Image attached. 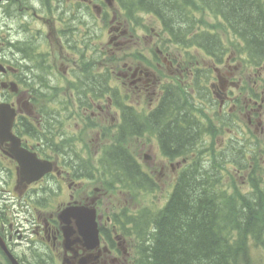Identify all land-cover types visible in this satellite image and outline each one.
<instances>
[{
    "label": "flooded vegetation",
    "instance_id": "1",
    "mask_svg": "<svg viewBox=\"0 0 264 264\" xmlns=\"http://www.w3.org/2000/svg\"><path fill=\"white\" fill-rule=\"evenodd\" d=\"M116 9V3L110 6L106 0L0 3V103L17 111L13 140L0 137V264H137L138 239L118 198L139 191L127 188L122 165L110 167L116 149L124 150L137 166L129 176L136 180L140 172L146 173L157 187L146 193L155 194L159 183L128 145L151 136L162 161L180 167L173 193L187 159L166 156L151 128L143 133L127 126L138 121L136 117L143 123V118L169 106L172 97L180 98L186 82L200 87L192 88L194 100L188 105L193 110L182 113L211 111L224 113L228 120L235 113H247L250 126H262L264 67L252 81L247 72L242 74V66L229 61L222 64L212 57V66L203 60L189 69L181 57L173 58L161 48L155 50L154 68L127 61L118 66L121 86L128 84L139 96H153L147 114L127 104L123 88H113L107 54L131 47L135 35L133 24ZM6 21L11 25L4 26ZM101 52L103 65L97 62ZM163 64L169 79L159 75ZM113 107L117 113H109ZM124 107L136 113H124ZM15 143L32 162V173L47 163L51 171L32 182L30 175L22 177Z\"/></svg>",
    "mask_w": 264,
    "mask_h": 264
},
{
    "label": "trees",
    "instance_id": "2",
    "mask_svg": "<svg viewBox=\"0 0 264 264\" xmlns=\"http://www.w3.org/2000/svg\"><path fill=\"white\" fill-rule=\"evenodd\" d=\"M116 1L134 21L140 15L155 16L169 44L196 47L219 59L226 52L224 42L209 31L217 27L208 28L197 18L198 12L207 11L242 43L238 53L247 55L256 66L264 62V0ZM172 98L169 106L143 118V123L139 124L136 117L138 121L133 119L127 126L129 131L143 133L151 128L158 133L166 156L189 157L190 163L162 208L144 209L139 216L128 217L139 241L137 264H253V248L264 249V164L255 150L243 148L213 154L211 160L202 158V153L209 152L197 148L205 134L203 126L197 113H182L193 110L188 105L191 97L180 94V98ZM123 111L136 113L128 107ZM116 152L115 165L110 168H125L127 188L154 192L157 187L146 173L140 172L136 180L129 176L128 172H137L132 157L121 149ZM110 153L113 155L112 150ZM251 161V192L244 193L237 186L232 190L225 171L231 165L248 171Z\"/></svg>",
    "mask_w": 264,
    "mask_h": 264
},
{
    "label": "rangeland",
    "instance_id": "3",
    "mask_svg": "<svg viewBox=\"0 0 264 264\" xmlns=\"http://www.w3.org/2000/svg\"><path fill=\"white\" fill-rule=\"evenodd\" d=\"M197 18L199 21L207 23L208 28H212L213 26L217 27L215 30L209 29V31L218 34L228 49V54L224 61H229L233 66H242V74L247 72V77L252 81L256 79V74L258 72L255 68L243 61L241 55L237 54V52L242 51V44L238 39H235L233 34L220 26L222 25L221 21L207 11L198 12ZM5 25H11V22L6 21L4 26ZM131 31L135 35V43L131 47L122 52L112 50L107 54L108 65H110L109 71L112 72L111 75L113 74L112 77H114V82L112 83L113 88L116 87V85L122 87L124 95L128 96L125 102L132 106H138L143 113L147 114V112L151 110L153 96H139L134 93L133 89L130 88L128 84H126L125 87H123V85L121 86V82L116 79L118 78L117 72L120 71L125 61L134 63L135 65L140 63L154 68L157 61L155 60L156 58L153 53L160 47L159 40L163 42V45H166V36L162 32L159 20L151 15H140L138 26L136 25L135 30L131 27ZM101 38L102 41L105 42L108 39V35L104 34ZM95 41L100 40L95 38ZM166 54H169L173 58L182 57L183 59L184 57V53L174 45L167 46ZM189 55L199 56L201 60L205 59L203 62L206 66H212L214 64L211 58L209 60L204 53L199 50L193 49L190 51ZM97 62H99L100 65L105 63L103 52H101ZM163 65L162 70L159 71L161 79L171 78L167 65ZM115 66L117 70L113 69ZM118 66H121L119 70ZM217 67L225 69L226 65L221 64L219 66L217 65ZM260 91H262L261 87ZM109 113H117L116 107H113ZM206 115L207 120L204 124L206 129L211 131V135L207 136L205 141H202L201 145H198L197 147L201 150L208 148L209 152L205 154L206 159L212 158L213 154L217 155L221 149H227L230 146V143L236 144L235 141H243L250 149L257 151L261 164H264V155L260 156V153L264 152V113L262 116V126L256 124L250 126L247 113H235L234 116H230L232 120L225 118L223 116L224 113L223 115H219L207 111ZM210 124L213 126H210ZM81 127L83 128V126ZM156 141L157 140L151 136H145L128 142L131 150L138 154V160L141 162L143 169L152 174L160 185L159 190L155 194H134L133 192H125L126 194L124 193V196L119 197L118 201L121 203V205L119 204L120 207L122 209L125 208L129 214H135L142 209L158 210L162 208L170 198V194L176 182L180 167L177 166V163H174V168H172V165L168 161H162L163 158L159 147L156 145ZM252 167L253 164L251 161L249 168L252 169ZM249 175L250 170L244 172L239 168H231L230 170L225 171L226 183L232 190L234 186H237L238 190L249 192L250 188H252ZM116 203L118 204L117 198ZM252 253L253 264H264V249L253 248Z\"/></svg>",
    "mask_w": 264,
    "mask_h": 264
},
{
    "label": "water",
    "instance_id": "4",
    "mask_svg": "<svg viewBox=\"0 0 264 264\" xmlns=\"http://www.w3.org/2000/svg\"><path fill=\"white\" fill-rule=\"evenodd\" d=\"M1 1V0H0ZM109 3L112 0H107ZM16 111L10 106L6 104H0V137L6 136L7 138L12 140L11 129L14 121ZM16 146V143H15ZM16 158L20 164V175L22 177L31 176L29 182L37 180L39 177L43 176L45 173L51 171V165L47 163V165H40V171L36 170L33 173L29 170L31 161L25 156V151L20 148L19 145L16 146Z\"/></svg>",
    "mask_w": 264,
    "mask_h": 264
},
{
    "label": "bare ground",
    "instance_id": "5",
    "mask_svg": "<svg viewBox=\"0 0 264 264\" xmlns=\"http://www.w3.org/2000/svg\"><path fill=\"white\" fill-rule=\"evenodd\" d=\"M189 22V21H188ZM91 27V26H90ZM169 29V28H168ZM169 31V30H168ZM239 32V31H238ZM195 34V33H194ZM241 36H243V35H241ZM201 38V37H200ZM217 47V46H216ZM212 54H214V52H212ZM156 60V59H155ZM91 71V70H90ZM93 79V78H92ZM131 127V126H130ZM231 141V140H230ZM165 154H167V153H165ZM197 156V155H196ZM238 157V156H237ZM228 162V161H227ZM234 168V167H233ZM129 173V172H128ZM250 176V175H249ZM145 181V180H144ZM138 186V185H137ZM150 187V186H149ZM117 233V232H116Z\"/></svg>",
    "mask_w": 264,
    "mask_h": 264
}]
</instances>
